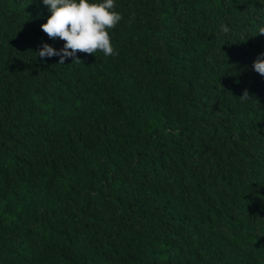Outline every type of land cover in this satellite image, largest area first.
I'll list each match as a JSON object with an SVG mask.
<instances>
[{
    "label": "trees",
    "instance_id": "16d2710c",
    "mask_svg": "<svg viewBox=\"0 0 264 264\" xmlns=\"http://www.w3.org/2000/svg\"><path fill=\"white\" fill-rule=\"evenodd\" d=\"M115 9L116 54L59 65L0 0V264H264V0Z\"/></svg>",
    "mask_w": 264,
    "mask_h": 264
},
{
    "label": "clouds",
    "instance_id": "9594fccd",
    "mask_svg": "<svg viewBox=\"0 0 264 264\" xmlns=\"http://www.w3.org/2000/svg\"><path fill=\"white\" fill-rule=\"evenodd\" d=\"M47 6L48 16L39 25L49 38H60L63 44L54 48L41 42L35 52L40 58L57 56V64L63 65L65 58L81 62L76 58L77 50L104 56L115 55L109 30L116 26L122 15L115 9V0H40ZM224 31L228 29L221 26ZM257 33L264 34V26ZM264 52L258 53L252 62V69L264 78ZM240 99L248 98L243 92Z\"/></svg>",
    "mask_w": 264,
    "mask_h": 264
}]
</instances>
